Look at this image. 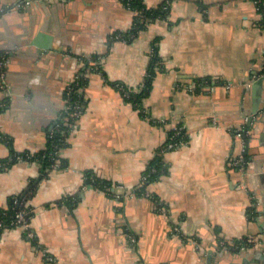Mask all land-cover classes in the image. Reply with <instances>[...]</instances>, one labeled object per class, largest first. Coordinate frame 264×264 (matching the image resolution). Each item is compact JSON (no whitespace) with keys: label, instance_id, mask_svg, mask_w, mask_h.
<instances>
[{"label":"crops","instance_id":"1","mask_svg":"<svg viewBox=\"0 0 264 264\" xmlns=\"http://www.w3.org/2000/svg\"><path fill=\"white\" fill-rule=\"evenodd\" d=\"M143 1L161 12L126 41L114 35L138 13L121 0H0V208L27 193L33 213L28 228L3 227L0 264H208L210 253L212 264H263L261 14L253 0ZM154 46L159 67L136 104L120 84L143 88ZM81 76L84 108L55 163L10 160L48 150ZM176 124L187 140L164 151L167 172L139 193ZM222 239L257 242L221 250Z\"/></svg>","mask_w":264,"mask_h":264},{"label":"trees","instance_id":"2","mask_svg":"<svg viewBox=\"0 0 264 264\" xmlns=\"http://www.w3.org/2000/svg\"><path fill=\"white\" fill-rule=\"evenodd\" d=\"M126 6L133 9L134 11H137L138 13V21L136 27H134L130 32L127 33H115L114 37L116 39H124L126 41H130L133 39L134 36H136L138 30L142 29L147 21L150 19H154L160 14V7H147L143 0H121ZM256 4L258 12L261 14V18L259 20V24L261 27L264 28V0H253ZM160 57L157 51L156 46H154L152 50L149 70H148V76L145 80L143 88L139 92H135L125 86L124 84H120L121 91L124 95V97L132 101L136 104H139L141 99L147 95L149 88L152 84V79L155 76L157 69L159 67ZM99 69V66L96 67V70ZM83 78L82 76L79 77L77 83H73L71 85V88L67 90L66 92V98L68 99L69 107L66 110V114L68 117V122L60 123L58 126V129L55 130L52 135L50 136V142L48 150H46L43 153L40 154H32V153H22V154H14L10 160H18L19 156H22L25 160L32 161V160H38L42 161L45 164L52 165L55 163L54 158V146L58 145L60 146V143L63 139V133L65 129L67 128V124L71 123L77 116V111L75 110V105L80 104L81 110L83 111L84 106V94L82 92L83 87ZM5 107V105H3ZM1 109V108H0ZM173 130H171L170 136L168 141L172 139ZM174 139V138H173ZM167 141V142H168ZM167 142L163 145L161 149H159L158 154L156 157L151 160L149 163L147 169L144 172V176L146 177L144 180H142L141 185L138 187L137 191L139 193L144 192L146 185L148 183H151L155 180H157L163 173L167 172V166L165 165L164 158H163V148H165ZM247 159V155H245ZM87 177L88 182L94 183L96 185H99L101 187H108L111 186V184L108 181L100 180L95 178L92 173L88 174ZM29 199V195L22 194L19 196H12L10 199V205L6 208H0V221L4 222V228L5 227H13L18 226L21 224H13V220L15 219V215L19 210H25L26 216L28 218V223L30 218L32 217V211L29 206L26 205V201ZM0 228V234L2 229ZM36 243V242H35Z\"/></svg>","mask_w":264,"mask_h":264},{"label":"built area","instance_id":"3","mask_svg":"<svg viewBox=\"0 0 264 264\" xmlns=\"http://www.w3.org/2000/svg\"><path fill=\"white\" fill-rule=\"evenodd\" d=\"M7 63H8V58H7L6 54L0 52V87H2V88H6L5 84H6V66H7ZM75 110L77 111V115L79 116V114H81V112H82L81 105L80 104L75 105ZM172 130H173L172 139L167 142L165 148H163V151H166L167 149H173V148L180 147L181 145H183L185 143V141L188 138V134L184 128V125L176 124ZM58 149H59V146L55 145L54 150H53L55 159H57V157H58ZM18 161H25V159L22 156H19ZM234 164L236 166H238L240 168V170L244 171L248 165V160L246 159V157L244 155H240L238 158L234 159ZM145 178L146 177L144 176L143 179H145ZM13 224H21V225L25 226L26 228H28V218L26 216L25 210H19L16 213L15 219L13 220ZM3 226H4V222L0 221V228H2ZM172 232L177 233L180 231H179L178 227H174L172 229ZM128 240L130 243H132L133 246H135L137 243V237L133 233H130L128 235ZM194 242H197V241H194ZM256 242L257 241L255 239H245V240L241 239V240H232V241L222 239V240H220L219 248L221 250H231L233 248L234 249H245V250H247L248 248L254 246L256 244ZM196 245H197V247H199V242L196 243Z\"/></svg>","mask_w":264,"mask_h":264},{"label":"water","instance_id":"4","mask_svg":"<svg viewBox=\"0 0 264 264\" xmlns=\"http://www.w3.org/2000/svg\"><path fill=\"white\" fill-rule=\"evenodd\" d=\"M263 83H264V76L262 78H259L254 85H259V84H263ZM257 113H258V107L255 108V110H254V114H257ZM252 122H253V115H250V116H248V120H247V128H244L242 130L244 137H247V132H248V129L251 128ZM248 145H249V139H247V147H248ZM260 231L262 233H264V223H261ZM261 246H262V249H261L259 257L262 258L263 264H264V240H262ZM212 263H213V254L210 253V255L208 257V264H212Z\"/></svg>","mask_w":264,"mask_h":264},{"label":"rangeland","instance_id":"5","mask_svg":"<svg viewBox=\"0 0 264 264\" xmlns=\"http://www.w3.org/2000/svg\"><path fill=\"white\" fill-rule=\"evenodd\" d=\"M230 241H232V240H230Z\"/></svg>","mask_w":264,"mask_h":264}]
</instances>
